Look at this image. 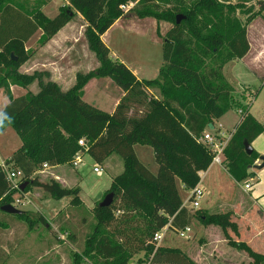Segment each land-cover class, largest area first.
<instances>
[{
  "label": "trees",
  "instance_id": "trees-1",
  "mask_svg": "<svg viewBox=\"0 0 264 264\" xmlns=\"http://www.w3.org/2000/svg\"><path fill=\"white\" fill-rule=\"evenodd\" d=\"M129 2H136L131 9H139L140 16L155 15L172 22L162 43L163 63L153 79L119 72L124 67L111 59L101 37L124 15L121 5ZM177 2L159 16L154 9H140L153 4L151 0H69L68 5L49 17L41 9L28 13L21 6L0 0V84L13 75L12 85L26 90L19 96L8 92L9 100L1 109L11 122L5 121L0 132L12 126L21 139V146L5 163H14L23 171L22 182H27L24 193L34 183L30 175L42 164H71L80 150L98 164L113 153L121 158L123 170L112 178L106 192L113 193L112 202L95 207L97 223L90 236L92 249L107 260L105 264H125L140 251L147 256V264H196L180 248L156 245L153 236L166 225L179 230L192 222V215L183 206L177 180L183 189L190 190L199 183V172L209 167L212 155L199 137L210 122L231 106L230 86L223 79L221 68L229 60L242 58L249 50V42L244 27L225 30L226 22L218 16L221 5L217 0H197L188 5L183 0ZM200 13L205 17L204 30L196 25ZM77 14L86 23L84 34L99 62L97 70L77 72L74 84L67 90L55 81L35 76L40 87L32 93L28 85L33 76L17 72L30 57L25 42L40 28L38 44L47 43ZM179 14L183 18L176 22ZM103 75L124 90L111 113L83 99L88 80ZM154 89L159 91V97ZM263 130L264 125L244 111L232 131L224 156L236 181L249 176L248 167L259 157L254 149L246 153L244 140L251 143ZM80 139H84L85 147L79 145ZM134 144L152 148L156 173L138 159ZM47 188L52 194L59 193V197L62 193L72 194V203L79 200L78 187L62 190L53 182ZM14 193L0 168V207L11 203ZM14 215L46 222L41 214L27 210ZM202 222L222 228L233 225L228 214L220 213L205 215ZM252 255L254 261L249 264H264L260 262L263 256Z\"/></svg>",
  "mask_w": 264,
  "mask_h": 264
},
{
  "label": "rangeland",
  "instance_id": "rangeland-1",
  "mask_svg": "<svg viewBox=\"0 0 264 264\" xmlns=\"http://www.w3.org/2000/svg\"><path fill=\"white\" fill-rule=\"evenodd\" d=\"M6 1L21 6L28 13L41 9L49 17L54 16L61 6L69 4V0H51L48 3L36 0ZM151 1L153 4H146L140 9H154L160 16L162 11L171 9L175 4H178L179 0ZM183 1L185 5H188L197 0ZM217 1L221 5L218 16H222L226 22L225 30H233L238 26L244 27L247 40L253 47V52L247 55L244 61L241 58L229 60L221 68L222 77L231 90L230 107L239 110L237 112L235 109H231L223 117L224 127L227 128L225 132L228 134L232 133V127L238 123L239 115L241 117L245 111V105L240 103L241 96L244 97L247 89L251 90L246 86V83H243L249 71L245 60L253 57L258 46L264 45V7H262L264 0ZM125 4L126 8L122 9L124 15L102 35V40L110 50L109 56L124 67L119 72H125L134 77L153 79L157 76L163 63L162 43L166 32L172 27V22L155 15L140 16L137 11L139 9H131L136 2ZM203 18L205 19L204 13H200L196 19V25L198 24L202 30L205 29ZM209 19L213 21L211 15ZM85 27V23H82L80 17L77 16L48 45V50L44 44H38L42 34L40 28L25 42L30 57L20 65L17 72L33 76V80L28 85L29 91L36 93L40 87L35 76L44 81L50 79L48 68L46 69L40 64L52 61L51 56L55 55H52V50L49 49L61 46L64 41L63 45H69V48L58 56V60L68 59L75 64L70 68L71 76L77 72L84 74L97 70L99 62L89 48L84 34ZM74 34L76 38H72L70 41L65 40ZM123 75L126 78V75ZM256 77L263 81V84H256L252 89L254 103L252 109L258 119L264 122V78H260L257 74ZM94 78L93 83L87 87L83 99L100 109L109 111L114 97L111 94L112 90L119 92L122 88L109 76L103 75ZM94 78H90L88 82ZM13 82V75L6 78L0 84V94L8 95ZM153 92L155 95L159 94L157 89H154ZM18 95L21 94H16V96ZM2 97H0V101ZM243 100L245 99H242V102ZM20 146L21 139L12 126H7L0 132V160L7 162L11 153ZM136 151L143 163L153 173H156L157 163L154 160L152 148L149 145L137 144ZM118 158L120 157L115 153L109 157L110 165L113 168H119L121 158ZM6 164L9 168L18 167L11 162ZM95 165L98 163L85 156L77 168L72 164H62L49 166L43 170L40 166L30 175L34 183L29 184L24 192L30 200V204L19 209L41 214L46 222L36 221L35 218L33 220L19 218L14 214L2 212L3 214H0V264L106 263L107 260L104 261L92 249L90 236L97 223L95 207L104 198L110 186H108L109 177L111 175L113 177L116 172H112L111 167L107 166V161L99 163L102 168L101 172L93 171L92 167ZM222 166L223 175L219 187L215 188L211 185V193L208 195V190L204 192L200 207L191 209L192 211L189 212L192 215L191 227L194 231L192 238L182 239L184 237L180 238L175 233L167 232L158 245L164 246L165 243H169L182 248L186 247L189 242L193 243L195 247H202V256L205 258L203 264H249L254 261L252 253L263 256L260 262L264 263V211H259L255 206H252L247 201L245 192L240 189V185H243L244 182L254 183L249 177L253 174L252 166L248 167L249 176L243 181H236L230 175L226 159ZM120 167L123 168L122 162ZM257 172L264 177V170ZM53 182L62 190L71 191L78 187L80 190L79 200L72 203L73 195L70 193H62L59 197L57 196L59 193L55 195L52 194V191L49 192L47 187H50ZM177 186L182 200L187 206H191L187 201L189 190L183 189L180 183ZM206 195H208V202H215L216 212L209 213L205 204L202 203ZM259 203L261 207H264V196L261 197ZM217 213L228 214L233 225L222 228L218 224L202 222V217L205 215ZM191 232V229L185 231L184 236H188ZM233 243L244 246H233ZM125 264H147V256L143 251H140L130 257Z\"/></svg>",
  "mask_w": 264,
  "mask_h": 264
},
{
  "label": "crops",
  "instance_id": "crops-1",
  "mask_svg": "<svg viewBox=\"0 0 264 264\" xmlns=\"http://www.w3.org/2000/svg\"><path fill=\"white\" fill-rule=\"evenodd\" d=\"M80 17L82 23L84 21V19L81 17V15L77 14L75 17H73L71 20H73L74 18L76 17ZM71 20L66 23L63 27H61L51 38L50 40L44 44V46L46 47V49L48 50V45H50V43L56 39V37L59 35L60 31L65 29V27H68V25H70L71 23ZM118 21V20H117ZM81 27H84V25L82 24H79ZM86 25V23H85ZM42 31V30H41ZM70 31H73V29ZM69 31V32H70ZM42 33V32H41ZM75 35V34H74ZM71 36L69 37V39H65V40H71L72 38H76V35L75 36ZM102 37V36H101ZM71 43V42H69ZM65 44V41L61 44V46L59 47H56L55 49H49V50H52V55H55L54 57L51 56L53 58L52 61H48L47 64H43L41 63L40 65H42L43 67H46V69L48 68L49 70V74H50V80L52 81H55L60 87L62 90H67L68 88H70L73 84H74V81H75V75L74 74L73 76H71V70L70 68L73 67V65H75L74 63L70 62L68 59H65V60H58V56L59 55H62L64 53V51L66 49H68L69 45H63ZM43 46V47H44ZM261 46V45H260ZM258 46V48L256 49V53L253 55V57L249 58L248 60H245L246 61V64L248 66V75L245 77L243 83H246V86L248 88H251V90H246L245 91V94H244V97L241 96V102L243 105H245V111L250 113L251 115H253L255 117V119L261 123L262 125H264V122H261L258 117L256 116V113H254L252 107H253V93H252V89L254 88V86L256 84L260 85V84H263L262 82L263 81H260V79L258 77H256V74L261 78L263 77L264 78V45L261 46ZM25 48L28 49L25 45ZM251 52H253V47L251 46L250 42H249V50L247 51V53L241 58L243 61L244 59L246 58L247 55H249ZM253 54V53H252ZM112 59V58H111ZM138 79H146V78H139L138 76L136 77ZM93 80H90L83 88V97L85 95V92H86V89L87 87L93 83ZM264 80V79H263ZM67 82V83H66ZM98 85V84H97ZM96 86V85H95ZM253 86V87H252ZM101 88V87H100ZM101 91H104L102 89H100ZM9 92L12 96H16V94H24L26 92V90L22 87H19L17 85H11L10 88H9ZM105 92V91H104ZM106 93V92H105ZM124 93V90H119V92L117 90H112L111 94L114 96L112 99V107L111 109L108 111V112H113L120 97L123 95ZM2 95H4V97H2ZM19 96V95H18ZM156 96H160L159 94L156 95ZM0 97H2V100L0 101V111L1 109L3 108V106L8 102L9 98H8V95L6 93H1L0 94ZM242 99H245L243 100L242 102ZM231 109H235L237 112L239 111L238 109L234 108V107H230L226 112H228L229 110ZM226 112L218 119L214 120L213 122V127L217 126L218 124H221L222 125V128L223 130H227L225 126V124L223 123V117L224 115L226 114ZM240 120V115H239V119H238V122ZM238 123H236L237 125ZM235 128V124L234 126L232 127V129L234 130ZM231 130V131H233ZM251 147L260 155H264V130L261 134H259L251 143ZM136 145L137 144H134V151H135V154L136 156L138 157V159L143 163V161L141 160V158L139 157L137 151H136ZM14 152V151H13ZM12 155V153H11ZM10 155V156H11ZM112 155V154H111ZM109 155L105 161H107V166L108 167H111L112 169V172H116L114 176H116L117 174H119L123 168L120 167V160H119V168H113L109 162V157L111 156ZM9 156V157H10ZM87 156L88 158H90L87 154L85 155ZM8 157V159H9ZM117 158V157H115ZM7 159V160H8ZM256 163H259V160L257 159L255 161L254 164ZM223 166L222 165H219V164H211L209 165V167L205 170V171H201L199 172V175H200V185L201 187L203 188V194L204 192H206L208 190V195L211 193V185L214 186L215 188H218L219 185H220V182H221V177L223 175V171L221 170ZM252 169H253V174H251L249 177H250V180L254 181V183H250L251 187L249 189H245L244 187V184L246 182L243 183V185L241 184L240 185V189L241 191L245 192V194L247 195V201L252 205V206H255L259 211H264V207H261L260 206V199L262 196H264V177H262L259 172L257 171H263L264 170V167L261 168V169H257L255 168L254 166H252ZM119 170V171H118ZM227 173V172H226ZM112 175L111 177H109V184L108 186L110 185L111 183V180H112ZM178 183H180V186L182 187V184L179 180H177V185ZM254 185V186H253ZM254 188V192L252 193V190ZM80 192V191H79ZM208 195H206L205 199L203 200V204H205V208L208 210V212H216V206H215V202H208L207 199H208ZM249 204V205H250ZM183 206L187 209L188 212L192 211L191 209H195L191 206H187L186 203L183 201ZM199 207H200V204H199ZM192 224V223H191ZM191 224L188 226L192 232L191 234H189L188 236H184V238H182L183 236H179L178 232L176 231L177 228H169L162 239H164L165 235L167 234V232H172V233H175L176 235H178L180 238L182 239H190L192 238L193 234H194V231L191 227ZM180 229V228H178ZM164 246L166 247H177V248H180L182 249L186 254L187 256L196 264H203V261L205 260L204 256H202V250L201 248L199 247H195L193 243H188L186 247H179L177 245H173V244H169V243H165ZM204 246V245H202Z\"/></svg>",
  "mask_w": 264,
  "mask_h": 264
},
{
  "label": "built area",
  "instance_id": "built-area-1",
  "mask_svg": "<svg viewBox=\"0 0 264 264\" xmlns=\"http://www.w3.org/2000/svg\"><path fill=\"white\" fill-rule=\"evenodd\" d=\"M121 8L125 9L126 6L121 5ZM230 136L231 133L227 134L225 130H223L222 125L218 124L213 128L206 129L199 137V141L205 145V147L212 155L210 165H222L224 163V149L229 141ZM78 143L80 146L85 147L86 143L84 139H80ZM85 155L86 153L83 150L76 152L71 162L72 166L77 168L83 162ZM49 166L50 165L44 163L42 164L41 169L45 170L49 168ZM0 168L4 171L6 180L11 184L12 189L15 191L11 204L16 208H23L26 205L30 204V200L27 198L26 194L22 193V190L20 188L22 184L23 171L18 167L9 168L3 160H0ZM92 169L94 172L102 171V168L101 166H99V164L92 167ZM244 187L245 189H249L251 187L250 182H246L244 184ZM189 193L190 194L187 201L191 204V207L198 208L203 196V188L201 187L200 183H197L192 189H190ZM167 230L168 225L164 226L154 234L153 242H155L156 245L160 243ZM189 230L190 228L187 226L184 229H179L176 231L178 232L179 236L184 237L185 231Z\"/></svg>",
  "mask_w": 264,
  "mask_h": 264
},
{
  "label": "water",
  "instance_id": "water-1",
  "mask_svg": "<svg viewBox=\"0 0 264 264\" xmlns=\"http://www.w3.org/2000/svg\"><path fill=\"white\" fill-rule=\"evenodd\" d=\"M181 18H183V15L179 14L176 16V22H179L181 20ZM208 128H213V123H209L208 124ZM244 148L247 154H250L253 150V148L251 147V144L247 141L244 140ZM259 163L254 164L253 166L257 169H261L264 167V155H260L258 157ZM27 185V182H23L21 184V190H24L25 186ZM113 199V193L109 192L107 193L104 198L99 202V206H108ZM0 209L6 213H10V214H16V215H21L23 213V210L16 208L15 206H13L11 203H6L3 204Z\"/></svg>",
  "mask_w": 264,
  "mask_h": 264
},
{
  "label": "clouds",
  "instance_id": "clouds-1",
  "mask_svg": "<svg viewBox=\"0 0 264 264\" xmlns=\"http://www.w3.org/2000/svg\"><path fill=\"white\" fill-rule=\"evenodd\" d=\"M5 121L11 122L10 118L4 112L0 111V128L5 126Z\"/></svg>",
  "mask_w": 264,
  "mask_h": 264
}]
</instances>
